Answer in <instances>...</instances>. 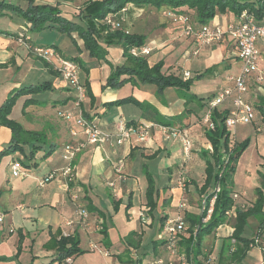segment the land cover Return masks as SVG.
I'll list each match as a JSON object with an SVG mask.
<instances>
[{
	"label": "crops",
	"instance_id": "0c3cea01",
	"mask_svg": "<svg viewBox=\"0 0 264 264\" xmlns=\"http://www.w3.org/2000/svg\"><path fill=\"white\" fill-rule=\"evenodd\" d=\"M13 1L16 3V0ZM21 1L24 3L26 0ZM85 1H61L68 8L66 9L67 17L75 19L73 9L80 8ZM57 2L58 0H35L36 4L56 5ZM167 9L170 8L157 9L152 6L137 7L128 4L122 11L113 13L118 15L123 24L121 29H111L107 21H102L104 25H107V31L104 35L102 34L100 43L106 42L103 45L107 46L106 49L104 48L107 55L100 60L90 55L83 40L76 33H74L75 45L73 44L76 48L71 52V56H67L59 45L54 43L55 41L52 45H40L41 33L27 31L32 43L36 46H56L57 51L64 58L78 57L80 59L83 67L87 69V72L82 71L84 82H88L93 96V100L88 95L82 102V110L101 128L113 131L119 119L129 123L149 121L180 126L188 129L193 143L191 154L187 157L179 140H165L161 131L154 128L151 131L150 140L145 143L138 142L133 136L125 144L115 147L87 144L78 155L72 183H68L63 175L66 161L62 155L65 143L73 138L69 124L61 114L66 110L75 109V91L59 77L56 70V58L51 62L46 61L18 40V32L25 28L27 30L28 23L13 11L0 15V30L4 32L0 33V106L13 89L50 82L52 84L50 97L47 100L36 98L46 104L45 110H34L40 114H47V111L51 110L57 112L56 120L46 122L48 129L34 128V124L29 121L32 118L29 114L31 107L39 105H30L25 110L22 109L20 115H15L13 109L11 116L26 130L40 131L48 137V130L51 129L49 134L53 133L63 138L60 146L56 141L52 142V149L43 153L42 162L35 161L33 166L24 164L29 171V176L16 179V177L13 178L11 170L7 179H1L0 264H61L56 258L59 253L58 242L62 236L77 238L79 248L84 251L72 256V264H143L142 259L134 260L130 253L137 250L143 242L145 236L143 225L150 224L153 227L156 209L159 215L160 232L156 230L152 260L162 258L167 262L170 260V254L161 240L165 221L181 214L179 206L184 198H187L186 210L183 212L186 226L194 216L200 215L202 200L205 198L202 187L207 176V160L210 157L209 154L213 152L212 143L207 136V128L202 119L209 101L222 87L232 85L226 77L238 73L241 69V61L237 57L232 38L226 36L220 42L226 55L221 65L223 69L218 73L221 79L213 84L214 92L208 100L198 101L190 94V90L177 86L160 90L154 83L142 81L138 75L129 72L120 75L119 78L124 80L120 85L106 86L108 78L118 69L131 71V68L135 66L124 54L122 42L117 37L108 36L114 29L145 36V46L152 49L146 56L148 64L152 67L159 62L163 63V74H172L184 80V72L190 71L191 77L188 80L191 81V85L197 78H206V73L202 69L198 68L194 75L191 69L187 68L189 60L183 58L185 56L183 52L186 49H194V44L191 38L182 36V24L174 22L172 17L166 14ZM110 18L112 21L111 16ZM237 20L238 17L232 12H218L211 23L227 26ZM50 30L54 31L53 33L57 32L55 28ZM258 46L261 52L260 68L264 69V39L259 40ZM79 67L82 70V66ZM255 76L254 74L246 93V99L255 107V120L249 124L237 125L230 134L229 143L233 148L234 145L248 140V146L239 157L233 174V192L238 195L234 199L235 204L243 209L255 204L258 198L256 188L261 187L264 191L260 180V173H264V82H258ZM128 97L132 99L115 103ZM19 101L24 104L25 97L18 99L16 104H19ZM230 108L229 101L217 107L226 112ZM58 117L65 121V129L62 128ZM26 118L30 122L29 125L25 123ZM12 135L9 127L0 124V151L11 143ZM253 147L257 150L255 155L251 159L246 158V150ZM58 148L59 151L56 153ZM24 152L27 154L26 146H24ZM29 157L33 159L35 156L29 155ZM121 157L124 158L125 166L119 172L116 169L117 159ZM139 160L144 161L143 174L148 176L154 175L155 172L168 175L166 189L163 192L157 189L161 197L158 198L157 206L152 213L146 198L142 195L143 190L138 186L139 174L135 169V162ZM9 166L11 167V162ZM245 166L250 168V171L245 169L248 175L252 176L253 172L259 175L260 185H257L255 181L251 183L252 189L254 188L253 196H249L246 189L235 187L236 176ZM53 173L55 176L45 181L46 177ZM180 174H183L186 179L185 189L178 185ZM110 183L114 185L111 186ZM75 191L79 194L82 208L88 212L87 219L83 220L78 215V207L73 200ZM171 208H174V216L170 215ZM14 210L19 212V215L14 216ZM5 216H10L9 233H5L7 227ZM163 218H165L164 221ZM251 221L252 225L258 228V220L250 217L248 223ZM234 223L235 213L231 210L227 214L226 223L212 233L204 235L199 255L188 256L189 261L193 264H243L245 260L246 263L255 262L256 259L259 262L263 260L264 234L259 237L257 232L254 237L259 239V242L243 249L234 239L230 241L234 233ZM14 236L13 249L8 248ZM188 237L189 234L185 232L182 238L184 240ZM137 239L141 240L139 245H136ZM179 245L180 251L186 253L185 240L179 242ZM104 251L109 255H105ZM27 252L31 254L30 262L23 260ZM245 253V257L241 260V256Z\"/></svg>",
	"mask_w": 264,
	"mask_h": 264
},
{
	"label": "trees",
	"instance_id": "16d2710c",
	"mask_svg": "<svg viewBox=\"0 0 264 264\" xmlns=\"http://www.w3.org/2000/svg\"><path fill=\"white\" fill-rule=\"evenodd\" d=\"M13 1V0H12ZM11 0H0V15H4L7 11H13L19 14L27 23L28 30L38 32L44 29L55 28L59 31L66 32L71 35L74 42V33L77 34L84 42L85 48L90 52V55L100 59H104L107 55L106 50L100 43L101 31L104 26L101 22L109 15L122 11L128 4H133L137 7L152 6L157 9L169 7L176 14H183L190 18V21L195 25L209 24L218 12H232L238 18L246 11L253 15L258 22H264V0H86L80 8L73 9L75 19H69L66 15V5L58 0L56 5L51 4H36L35 0H26L25 7L22 4H16ZM75 10V11H74ZM189 10L193 11L192 18ZM109 31V30H108ZM108 36L116 38L122 42L124 54L134 63L135 66L131 71H126L123 68L114 72L107 80L106 86H117L123 83L119 77L122 73L129 72L136 74L142 81L157 84L160 90L166 87L177 86L189 90L191 81L182 80L175 75H165L162 73L163 63L159 62L152 67L148 64L146 57H134L130 53L133 46L145 45V36L137 33H130L121 30H111ZM0 33L2 30H0ZM54 47L56 50V46ZM69 59V58H68ZM79 66H82V71L87 72L83 67L78 57L70 58ZM86 87L88 95L93 100L92 92L87 81L82 82ZM52 88L50 82L39 84H31L13 89L7 96L4 103L0 106V124L9 127L12 130V141L8 147L0 151L1 158L13 152L20 150L24 152V146H30V155L33 157L40 149H43L46 143V134L40 131H30L11 116L12 110L18 99L25 97L23 109L30 105H41L43 102L34 98L35 94ZM70 89H72L70 87ZM73 90V89H72ZM130 97L119 100L115 103L125 102ZM226 111L214 109L212 119L215 123V128L208 130L207 136L212 143L213 152L207 160L206 180L202 187L205 192V198L210 199L214 194V188L217 184L220 185V191L215 200L213 213L207 222H203L205 212L194 216L186 226V231L189 237L185 240V251L190 257L191 255L198 256L200 246L203 242V237L206 234L212 233L220 225L226 223L227 214L232 210L235 213L234 233L230 237L235 242L240 243L243 249L249 248L251 245H256L259 239L252 237L248 238L243 235L244 228L248 224L250 217H255L258 222V236L264 234V191L261 187L256 188L258 198L252 207L243 209L236 206L233 192V174L236 170V163L248 146V140L230 147L231 132L225 125L227 116ZM264 113V110H263ZM52 149V148H51ZM51 151V150H49ZM221 175V176H219ZM149 186L147 188V205L152 213L157 206L158 198H155V183L152 175H148ZM261 184L264 186V173H260ZM157 192V191H156ZM158 196V192H157ZM163 221L165 218L162 219ZM261 229V230H260ZM183 237V236H182ZM181 237L180 242L184 241ZM136 245H139L140 239L135 240ZM164 242V241H163ZM58 256L56 260L61 263L69 256L79 255L84 253L79 248V241L74 236H62L58 242ZM246 253L241 256V260Z\"/></svg>",
	"mask_w": 264,
	"mask_h": 264
},
{
	"label": "built area",
	"instance_id": "2783aa9c",
	"mask_svg": "<svg viewBox=\"0 0 264 264\" xmlns=\"http://www.w3.org/2000/svg\"><path fill=\"white\" fill-rule=\"evenodd\" d=\"M166 14L172 17L174 22L182 24V36L188 39L191 38L192 42L197 46L191 51L194 56L198 55L201 48L220 43L226 36H230L235 43L237 57L241 61V69L236 74L228 75L226 79L232 85L222 87L218 94L209 101L208 108L202 119L206 128L208 130L215 128V123L212 119L213 111L227 101L231 103V108L227 113L225 125L231 133L239 124L252 123L255 120L256 110L254 105L246 99V93L249 90L250 81L254 74L258 82H264V69L260 68L261 52L258 46L259 40L264 39V22H258L253 15L246 11L240 15L237 21L229 23L227 26H223L220 23L195 25L186 15L176 14L175 12H166ZM107 19V23L112 22L110 18ZM113 26L116 28L114 23ZM126 32L128 33V31ZM28 35L25 28L18 32L17 38L29 50L44 60L51 62L56 58V70L59 77L75 91L74 110L76 112L74 110H66L61 114L69 124L70 134L73 138L65 143L62 155L66 161L63 175L68 183H72L73 170L78 155L87 144L115 147L125 144L133 136L137 138L138 142L145 143L150 140L151 131L154 128H158L161 131L165 140H179L183 145L184 154L187 157L190 156L193 143L188 129L184 127L157 124L149 121L129 123L124 119H119L116 122L115 129L108 131L101 128L94 120L86 118L82 110V102L87 98L88 93L79 78V65L75 61L64 58L54 47L36 46ZM151 51L152 49L145 45L133 46L130 49V53L134 57H146ZM183 77L184 80H188L191 77V72L185 71ZM80 136L83 137L80 138ZM117 164L116 169L121 172L125 166L124 158L117 159ZM11 170L14 177L29 175V171L23 167L19 159H14L11 162ZM54 176L55 173L50 174L45 181L52 179ZM110 185L113 186L114 183H110ZM178 185L183 189L186 188V179L183 174L179 175ZM220 188V185L217 184L214 188L213 196L210 199L204 198L202 200V212H205L203 222H207L210 219ZM237 197L238 195L234 194V198ZM73 200L78 207V215L83 220L87 219L88 212L82 208L77 191L73 193ZM186 203L187 198H184L179 206L181 214L175 218L167 219L163 225V237H161V240L164 241V246L170 254V260L166 262L164 259L158 258L152 261L151 264H193L189 261L188 255L182 253L179 247L180 239L186 231V222L183 215L186 210ZM142 217L144 218L143 214ZM0 220H2V217H0ZM103 253L109 255L106 251ZM72 262L73 257L69 256L61 264H72Z\"/></svg>",
	"mask_w": 264,
	"mask_h": 264
},
{
	"label": "rangeland",
	"instance_id": "374dc122",
	"mask_svg": "<svg viewBox=\"0 0 264 264\" xmlns=\"http://www.w3.org/2000/svg\"><path fill=\"white\" fill-rule=\"evenodd\" d=\"M16 4L17 5L22 4L23 7H25L27 5L26 1L23 3L21 0L19 2H18V0H16ZM165 8H168V7H165ZM167 10L168 11H166V12H173L171 9H167ZM189 13L191 14L190 16L192 18H194L193 17L194 16L193 11L189 10ZM110 16L112 17V22L109 23L110 28L111 29L114 28V26H113V23H114L116 29L117 28L121 29V27H123V24L120 22L118 15L113 14ZM110 16L108 15L109 18H110ZM103 21H108L107 17ZM101 24L104 26V30L101 31V33H100L102 36V34L104 35L105 31H107V29H106L107 25L106 24L104 25L102 22H101ZM53 32L54 31H52L50 29H44V30L35 32V33H41V36H39V38H40L39 44L40 45H52L53 41H55L54 43L59 45V48L63 51V53L65 55L71 56L72 55L71 52L74 50V48H76V47H74L75 42H74L72 36L67 34L66 32H62L59 30H57V32H55V33H53ZM103 43H102V46H103V48L106 49L107 46L103 45ZM195 47H197V46L194 44V49H195ZM194 49H186L183 52V56L185 55L183 58L189 60L187 68L191 69V71L194 73V75H195L196 71L198 70V68L202 69L203 72L206 73V78L195 79L193 81V85L190 86L189 90H190V94L193 95L198 101H204V100H208L212 97L213 92H214L213 84L217 83V81L219 79H221L220 74H218V73H220L223 69V67H221V65L223 64V60H224V56L226 55V51L223 49V47L220 46V43L214 44V45L210 46L209 48H204V49L201 48L199 50L198 55H195V56L192 55V52H191V50L193 51ZM180 53H182V52H180ZM50 77H51V75H50ZM79 78L82 82H84V74H83L82 70L79 71ZM50 79H53V78H50ZM155 85H157V84H155ZM50 95H51V90L47 89V90H44L42 92H39L38 94H35L34 97L37 99H40V100H42V99L47 100L48 97H50ZM45 106H46V104L43 103L39 106L31 107L32 109L29 112V114L31 115L32 118L29 121L32 122V124H34L33 125L34 128L48 129V126H46V122L48 120H53L58 116V114H56L57 112L55 113V111H53V110L47 111V114H44V113L40 114L39 112L34 111L37 109L40 111L45 110L44 109ZM13 109L15 110L14 111L15 115H20L22 113V109H23L22 101L21 102L19 101V104H16ZM30 115H28V116H30ZM84 116L86 118L88 117L85 114V112H84ZM58 118H60V117H58ZM29 121L26 118V121H25L26 125L30 124ZM60 122H61V126H63L62 128H64L65 127V121L62 118H60ZM51 131H52L51 129L48 130V137L46 136L47 140H46L44 148L40 149L34 155L35 157L33 156L34 157L33 159H31L29 157L30 151H31L30 146H26L27 154H24L23 152L18 150L16 152L6 154L1 158V160H0V183H1L2 178L7 179L8 175L11 174L10 173L11 167L9 166V163L12 162L14 159H19L21 162H23L22 165L24 168H26L24 166V164L26 165L27 163L30 166H33L35 161L42 162L44 160L43 153L44 152L46 153L49 149L52 148V142L56 141L59 144V146L61 145L63 138L55 136V134H53V133L49 134V132H51ZM8 146H9V144L6 145L5 147H8ZM250 149L251 148L246 150V152H247L246 158L251 159V157H253L255 155V152L257 150H256V147H253L251 150ZM58 151H59V148L57 149L56 153H58ZM143 162L144 161H141V160L135 162V169L138 170V174H139V179H138L139 185L138 186L141 187V190H143L142 195L144 198H146L147 188L149 186V178L147 175L142 173ZM250 167H253V166H250ZM246 168L248 171H250V168H248L247 166L242 167L240 169V171L238 172V174L236 176L237 182H236L235 187L238 189L244 188L248 191L249 196H253L254 195V188L252 189L251 183L255 181L256 183H258L257 185H260L259 184L260 180H258L259 175L255 172H253L252 176L248 175V172L245 170ZM27 176H29V175H27ZM27 176H20V177H18V179L25 178ZM13 178H15V177H13ZM152 178H153L154 183H155L156 191L159 188V191L163 192L166 189L165 184H166L168 175H166V174L160 175V173L156 174L154 172V175H152ZM16 179H17V177H16ZM156 191H155V198L156 197L160 198L161 196L160 195L157 196L158 191L157 192ZM160 192H159V194H160ZM0 204H2V203H0ZM2 210H3V208H2ZM170 211H171L170 215L174 216L175 215L174 208H171ZM201 212H202V206H201ZM4 214H6V213L4 212ZM15 214L19 215V212L14 210V216H15ZM154 214H155V217H154L155 222L153 224V227H151L150 224L143 225V229L145 231V236H144L143 242L138 247L137 250L133 251L132 254L130 253V255L134 258V260H136L137 258L142 259L143 264H151L152 261L155 260V259L154 260H152V259L154 257L153 256L154 255L153 254L154 253L153 241H154V238L156 235V230L159 228V226H158L159 215H158L157 209L154 210ZM9 220H10V216H5V224L7 226L5 233H9V229H8ZM263 230H264V227H263ZM159 232H160V230H159ZM257 232H258V228H256V225H254V224L252 225V221H251L244 228L243 235L248 237V238H252L257 234ZM15 235H16V233H15ZM14 240H15V236L11 240L12 243L9 244L10 246H8V248L13 249L12 245L14 243ZM263 240H264V235H263ZM13 247H14V245H13ZM30 258H31V254H30V252H27L26 254H24L23 260L26 262L27 261L30 262ZM263 263H264V257H263V260H261L260 262L257 259L255 260V262L249 261L248 263H246V260L243 262V264H263Z\"/></svg>",
	"mask_w": 264,
	"mask_h": 264
}]
</instances>
